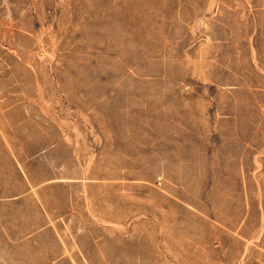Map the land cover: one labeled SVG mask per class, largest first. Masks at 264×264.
Returning a JSON list of instances; mask_svg holds the SVG:
<instances>
[{
  "label": "rangeland",
  "instance_id": "374dc122",
  "mask_svg": "<svg viewBox=\"0 0 264 264\" xmlns=\"http://www.w3.org/2000/svg\"><path fill=\"white\" fill-rule=\"evenodd\" d=\"M263 146L264 0H0L8 264H260Z\"/></svg>",
  "mask_w": 264,
  "mask_h": 264
},
{
  "label": "crops",
  "instance_id": "0c3cea01",
  "mask_svg": "<svg viewBox=\"0 0 264 264\" xmlns=\"http://www.w3.org/2000/svg\"><path fill=\"white\" fill-rule=\"evenodd\" d=\"M1 149L4 150V148H1ZM0 175L3 176V173H1ZM262 181H263V192L261 194H258V196L260 197L259 199L261 200V209L258 210L260 216L257 219L255 218V220L258 221V225L255 226V228L253 230L255 237L249 238L248 240L246 238H243L246 241L253 240V241H256L260 244L259 245V248L261 251V253H260V256H261L260 264H264V146L262 148ZM1 187H2V190H0V191L5 193L7 191L5 181H3ZM226 197H231V196H226ZM245 199L248 200L249 199L248 196H246ZM213 229H214L213 240L215 243L218 242L220 244V246L222 243H225L224 249H227V248L231 249L232 247L235 248L238 246V242H239V234H238L239 226H238V224H235L234 227H232V226H229V227L221 226L219 228L217 226H214ZM96 233H97V235L100 234L99 236H101L99 240H97L98 238L96 236H94V234H96ZM80 240L85 241L86 244L90 243L91 246H93V248L97 250V253H95V252L92 253L93 258H95V257H99V256L103 255L102 252H100V251L105 249L106 244H102V242L108 241L109 237L108 236L104 237L103 233L100 232V230H98V231H93V236L90 235V236L80 237ZM98 241H102V242H98ZM222 256H224V257H222ZM232 256L233 255H232V250H231L228 254H226L225 252L220 253V258L218 256H215L216 257L215 259L222 264H231L232 258H233ZM0 264H8L7 257L0 258ZM100 264H110L109 258L107 260H105L104 263L102 261Z\"/></svg>",
  "mask_w": 264,
  "mask_h": 264
}]
</instances>
